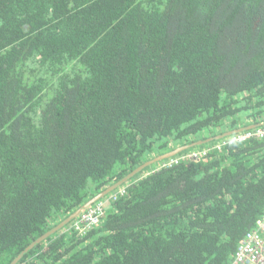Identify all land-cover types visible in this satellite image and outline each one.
Masks as SVG:
<instances>
[{"label": "trees", "instance_id": "16d2710c", "mask_svg": "<svg viewBox=\"0 0 264 264\" xmlns=\"http://www.w3.org/2000/svg\"><path fill=\"white\" fill-rule=\"evenodd\" d=\"M261 121L264 0H0V264L141 163ZM151 167L15 264H229L264 139Z\"/></svg>", "mask_w": 264, "mask_h": 264}, {"label": "built area", "instance_id": "2783aa9c", "mask_svg": "<svg viewBox=\"0 0 264 264\" xmlns=\"http://www.w3.org/2000/svg\"><path fill=\"white\" fill-rule=\"evenodd\" d=\"M258 123V125H254L251 128L240 129L236 132L226 135L218 141L188 150L184 153H177L174 156L153 163L151 164L152 167L144 174L154 172L155 170L162 167L176 165L183 159L194 158L199 160L209 151L220 149L226 144L242 142L252 138L263 140L264 121ZM125 193L126 185L118 187L114 191L107 194L104 198L100 199L98 202L83 210L76 218L66 225L65 230L70 232L75 231L78 235H83L93 227L101 225L108 208L107 205L111 203V201L123 196ZM229 264H264V209L261 215L255 220L253 227L248 232H246L244 237L238 243Z\"/></svg>", "mask_w": 264, "mask_h": 264}, {"label": "water", "instance_id": "95a60500", "mask_svg": "<svg viewBox=\"0 0 264 264\" xmlns=\"http://www.w3.org/2000/svg\"><path fill=\"white\" fill-rule=\"evenodd\" d=\"M257 124H250L247 125L245 127H238L234 130L228 131V132H224L223 134H220L218 136L215 137V139H219L222 138L223 136L229 135L233 132H236L240 129H244V128H251L254 125H258ZM212 140L211 138H206L204 140H199V141H195L192 143H188V144H184L181 146H177L174 149L165 152L163 154H160L158 156H155L143 163H141L140 165H138L137 167H135L134 169H132L130 172H128L127 174H125L124 176H122L120 179H118L117 181L109 184L107 187H105L103 190H101L100 192H98L97 194H95L94 196L90 197L89 199H87L86 201H84L82 204H80L77 208H75L68 216H66L64 219H62L61 221H59V223H57L55 226L51 227L50 229L46 230L44 233H42L38 238H36L34 241H32L29 246H27L21 253H19L11 262L10 264H15L17 263V261L20 259V257L23 255V253L30 247H32L33 245L37 244L38 242L42 241L43 239H45L47 236H50L51 234L55 233L56 231L64 228V226H66L70 221H72L74 218H76L83 210L87 209L89 206H91L92 204L98 202L100 199L104 198L107 194H109L110 192L114 191L115 189H117L118 187L124 185L126 182H128L130 180L131 177H133L135 174L139 173L140 171H142L146 166H149L153 163H156L162 159L174 156L175 154L191 147L194 146L195 144H204L208 141Z\"/></svg>", "mask_w": 264, "mask_h": 264}]
</instances>
